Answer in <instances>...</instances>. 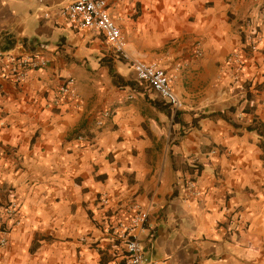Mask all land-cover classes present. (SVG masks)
Listing matches in <instances>:
<instances>
[{
    "label": "crops",
    "instance_id": "0c3cea01",
    "mask_svg": "<svg viewBox=\"0 0 264 264\" xmlns=\"http://www.w3.org/2000/svg\"><path fill=\"white\" fill-rule=\"evenodd\" d=\"M74 1L0 0V54L47 60L23 84L0 81V264H127L107 228L134 204L150 211L142 241L157 264H264V25L256 51L243 26L257 0H110L126 57L67 20ZM136 60L167 71L180 110ZM69 77L80 102L61 93Z\"/></svg>",
    "mask_w": 264,
    "mask_h": 264
},
{
    "label": "built area",
    "instance_id": "2783aa9c",
    "mask_svg": "<svg viewBox=\"0 0 264 264\" xmlns=\"http://www.w3.org/2000/svg\"><path fill=\"white\" fill-rule=\"evenodd\" d=\"M110 0H75L68 7L63 9V15L75 28H90L102 31L108 43L114 46L117 53L126 57V40L121 27L109 13ZM258 8L255 15L248 17L244 22L245 39L247 46L252 51L258 50L263 36L260 26L264 25V5L257 0ZM227 63L239 74L245 66L243 51L235 50L227 57ZM47 65V60L38 54H0V81L12 80L17 84H23L29 74ZM134 71L139 80L146 82L158 92L173 108L180 110L182 102L177 97L173 86L172 78L167 71L156 63H147L142 60L133 62ZM61 93L71 96L80 102L81 95L76 89V79L67 78L61 86ZM111 116L110 111H105L102 118L97 121L98 126L104 124V120ZM79 140H87V137L80 135ZM5 153V148L0 144V156ZM185 186L190 194L201 197L204 191L197 179H189ZM103 206L110 204L107 194L100 197ZM134 215L129 223L118 221L107 228V232L121 240L127 252V264H157V261L146 256L142 235L150 219V211L140 204L133 205ZM5 212L9 217L17 218L20 214V207L17 202L9 203ZM5 233V232H3ZM8 239L0 230V246H7Z\"/></svg>",
    "mask_w": 264,
    "mask_h": 264
},
{
    "label": "trees",
    "instance_id": "16d2710c",
    "mask_svg": "<svg viewBox=\"0 0 264 264\" xmlns=\"http://www.w3.org/2000/svg\"><path fill=\"white\" fill-rule=\"evenodd\" d=\"M177 117H178V113H177L176 116H175V120L177 119ZM202 117H206V115H203ZM80 135H84V136H86L87 138L90 137V134H89L88 132H85V131H82V130H78V131L76 132V138H78Z\"/></svg>",
    "mask_w": 264,
    "mask_h": 264
}]
</instances>
